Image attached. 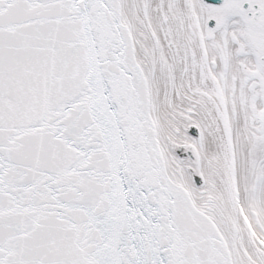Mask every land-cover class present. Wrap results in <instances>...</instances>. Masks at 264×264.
<instances>
[{"label": "snow or ice", "instance_id": "snow-or-ice-1", "mask_svg": "<svg viewBox=\"0 0 264 264\" xmlns=\"http://www.w3.org/2000/svg\"><path fill=\"white\" fill-rule=\"evenodd\" d=\"M0 264H264V0H0Z\"/></svg>", "mask_w": 264, "mask_h": 264}]
</instances>
